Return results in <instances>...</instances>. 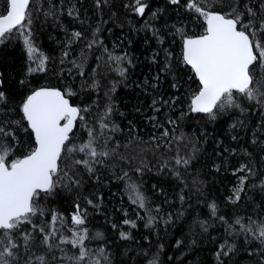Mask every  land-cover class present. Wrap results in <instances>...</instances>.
I'll return each mask as SVG.
<instances>
[{
	"label": "trees",
	"instance_id": "16d2710c",
	"mask_svg": "<svg viewBox=\"0 0 264 264\" xmlns=\"http://www.w3.org/2000/svg\"><path fill=\"white\" fill-rule=\"evenodd\" d=\"M188 2L143 0L147 8L140 16L135 0H100L99 7L96 0H33L28 29L37 56L47 57L45 71L29 72L38 59H29L19 33L0 42V92L7 97L0 104V122L20 120L22 101L36 89L71 88L70 103L88 111L82 113L85 121H77L69 147L87 143L92 128L98 151L115 150L100 157L104 162L94 163L93 172L61 165L79 184L66 186L65 180L52 194H41L36 203L44 214L32 217L36 229L31 224L22 229L31 235L30 248L12 234L20 245L13 264H26L30 256L37 264L39 255L48 264H72L66 257L78 255V249L60 245L49 252L42 239L52 227L53 212L63 218L53 243L61 236L71 238L76 204L86 210L90 237L82 264L95 259L149 264L153 258L156 264H264V245L254 238L258 232L243 230L264 224V103L237 95L239 107L217 109L215 118L190 111L198 81L182 61V40L202 34L203 19ZM245 2L259 11L261 0ZM227 3L217 0L213 10H228ZM109 53L123 59L110 61ZM102 119L109 125L103 134ZM8 126L18 137L13 158L27 154L34 141L30 130H23L26 122ZM82 158H87L84 153L63 157L68 162ZM177 158L188 163L178 165ZM241 177L247 179L236 200ZM130 184L143 194L144 208L132 202ZM121 232L130 238L122 239ZM97 233L100 237L93 238ZM222 245L224 251L233 250L218 258Z\"/></svg>",
	"mask_w": 264,
	"mask_h": 264
},
{
	"label": "snow or ice",
	"instance_id": "6c2138e0",
	"mask_svg": "<svg viewBox=\"0 0 264 264\" xmlns=\"http://www.w3.org/2000/svg\"><path fill=\"white\" fill-rule=\"evenodd\" d=\"M33 0H4V11L0 13V42L9 38L14 33H19L24 37L23 43L27 49L30 60L34 62L38 59L35 68H29V72L45 71L47 57L42 54L37 56V48L30 39L31 33L28 25L31 23L30 5ZM173 5L179 4L180 0H170ZM217 0H189L187 7L194 10L203 19L202 34L198 36H183L182 40V61L190 66L198 81V91L192 95L190 101V111L193 113L207 114L210 118H215V110L225 107H239L236 104V96H242L249 101L264 103V0L256 6L241 0H228L227 9L213 10ZM96 6H100V0H96ZM147 4L143 0H135L134 11L143 16ZM72 13L69 12V15ZM96 31H99L97 29ZM73 37L79 39L80 32H74ZM95 36V33H93ZM96 41L93 40L88 47L91 48ZM107 51V50H105ZM65 52L64 56L67 57ZM110 61H120L123 57L108 54ZM63 62V61H62ZM123 75V70H119ZM259 74V79L257 75ZM83 75V73H81ZM94 86V85H93ZM175 87V85H173ZM75 95L71 88L65 90L57 88H39L29 94L19 107L22 113L20 120L0 122V264H13L18 261V250L20 245L12 238L15 232L24 241L26 250L30 248L31 235L22 229L25 225L31 224L33 229L36 225L32 222V217L43 215V211L38 208L37 200L41 194L50 195L58 185L66 180V186L78 185L79 180L69 174V171L62 168V164H67L68 169L83 166L88 172H93L94 163H103L100 157H109L115 150L98 151L95 147L96 137L94 130L88 128L89 140L81 145L69 147L71 143L70 134L77 126V121H85L82 114L88 109H81L70 103L69 97ZM7 97L4 92H0V104L5 103ZM155 104V101H153ZM111 113V107L106 109L107 115ZM26 122L25 132H29L34 141V146L30 147L27 154L14 156L18 137L11 124L21 125ZM169 123H175L169 121ZM87 126V122H85ZM101 133L108 129L109 125L100 122ZM112 131L117 127L112 126ZM163 136L167 137L169 132L164 130ZM107 140H105V145ZM72 156L76 153H84L87 158L70 160L63 159L65 154ZM176 164H187V160L176 159ZM246 166H242L243 171ZM139 171V169H137ZM249 171H251L249 169ZM127 173H125V176ZM178 175V174H177ZM247 177L240 178V187L235 190V199H240V192L243 191ZM133 194L132 202L138 204L140 208L145 207V198L134 184L128 185ZM183 199V197H181ZM92 203L91 200L88 201ZM215 212V205H212ZM73 231L71 238L59 237L58 243H53L57 239L56 224L59 221L63 224V218L53 212L51 215V229L45 233L44 228H40L43 235L42 244L49 252L53 248H60V245H71L78 249V255L66 257L72 264H82L89 256V250L85 241L89 240V230L84 227L86 224V210L81 209L76 204L75 211L71 215ZM223 219V218H221ZM125 224L134 222L128 220ZM240 224V221H236ZM151 224V219L149 220ZM115 227V225H113ZM243 228V226H242ZM247 232H258L254 238L264 245V224L257 229L243 228ZM97 233L93 238H99ZM122 239H129L127 233H120ZM6 240V243H5ZM217 256H227L233 249L228 248ZM63 251V249H60ZM101 253L103 250H100ZM55 259V257H53ZM107 259V257H105ZM37 264H48L44 255L35 256ZM26 264H32L30 256ZM88 264H100L99 259L89 261ZM149 264H156L155 258Z\"/></svg>",
	"mask_w": 264,
	"mask_h": 264
},
{
	"label": "water",
	"instance_id": "95a60500",
	"mask_svg": "<svg viewBox=\"0 0 264 264\" xmlns=\"http://www.w3.org/2000/svg\"><path fill=\"white\" fill-rule=\"evenodd\" d=\"M190 68V66H188ZM191 70V69H190ZM192 72V71H191ZM192 74L194 75V73L192 72ZM37 90V89H36ZM31 94V93H30ZM74 131V130H73ZM71 135V134H70Z\"/></svg>",
	"mask_w": 264,
	"mask_h": 264
}]
</instances>
